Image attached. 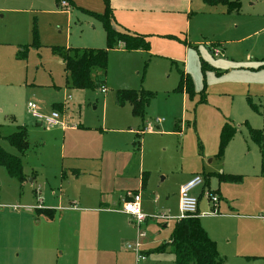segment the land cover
Listing matches in <instances>:
<instances>
[{
    "label": "rangeland",
    "instance_id": "1",
    "mask_svg": "<svg viewBox=\"0 0 264 264\" xmlns=\"http://www.w3.org/2000/svg\"><path fill=\"white\" fill-rule=\"evenodd\" d=\"M239 1L240 9L231 13L227 21L220 22L201 10L199 5L204 0H194L190 17H193L191 32L196 46L191 48L188 66L195 76L197 91L192 100L160 84L162 80L177 85L178 69L185 68L183 63H178V67L174 64L168 43L159 47L150 44L148 50L117 46L110 49L104 82L106 93L101 87H68L64 64L54 52V48L63 47L107 48L102 24L90 22L84 32L72 27L74 40L70 41L66 38L70 27L66 17L61 19L63 26L56 32L41 37L35 16L27 42L21 46L13 42L0 44V145L21 157L25 173L29 175L22 184L0 166V264L38 263L35 255L41 249L49 251V261L61 264L64 237L67 236L68 241L69 235L74 237L79 228L75 223L69 224L67 218L92 214L91 195L98 190L105 193L104 200L106 198L110 205L109 212L103 213L107 217L103 225L113 236L115 250L132 252L137 262L136 252L127 246L136 247L140 243L149 264H174L175 256L167 242L177 221L168 220L165 226L154 216L178 215L182 183L198 174L203 176L204 184L192 193L200 195L201 223L217 244L235 253L256 235H264L262 149L252 141L248 131L249 126L261 129L264 134V85L258 83L264 80V73L253 70L264 64V0ZM40 17L49 23V16ZM181 20L173 22L175 28L178 26L182 31L179 32L181 39L173 33L161 38L187 47ZM34 24L38 45L34 42ZM94 25L97 28H93ZM62 27L63 35L60 34ZM211 45L221 51L220 56L209 50ZM24 46L28 47L27 57L21 52ZM209 58L225 62L229 58L235 63L226 64L228 68L222 70L221 75L211 70L205 74L199 66L200 59ZM203 88L206 102H201ZM143 89L155 96L144 118L133 114L130 102L121 105L117 99L122 90L139 92ZM248 98L258 106V111L251 107ZM29 102L36 103L38 111L44 115L57 110L61 124L39 125V119L28 108ZM158 118L165 119L160 128L155 123ZM225 122L235 126L237 131L219 156L220 132ZM176 123L182 127V133L174 132ZM19 125L28 131L30 145L25 153L5 138ZM74 126L76 128L72 129ZM149 127L153 128L147 129ZM63 143L66 160L61 157ZM85 151L100 153L99 159L88 161L82 156ZM139 158L147 176L141 197L149 216L141 224L120 211L126 198L125 190L135 192ZM63 165L86 170L77 179L74 176L60 182L58 172ZM32 171L37 177L35 183L31 182ZM227 176L237 179L230 180ZM35 188L43 189L42 195L48 199L52 198L53 191L59 194L60 188L72 195H88L89 199L77 204L76 213L63 209L58 211L54 221H48L35 210L39 201L32 191ZM211 192L219 195L215 213L209 198ZM65 204L64 207L70 206L69 202ZM128 218L132 223L125 225ZM19 236L27 238L26 255L17 247ZM42 236L54 238L45 240ZM159 246L165 249L152 250ZM242 251H247L246 247ZM233 261L234 264H253L247 259Z\"/></svg>",
    "mask_w": 264,
    "mask_h": 264
},
{
    "label": "crops",
    "instance_id": "2",
    "mask_svg": "<svg viewBox=\"0 0 264 264\" xmlns=\"http://www.w3.org/2000/svg\"><path fill=\"white\" fill-rule=\"evenodd\" d=\"M61 1L62 0H0V14L2 13L0 15V44H8L10 42H13L14 44L21 46L23 45V43L27 42L26 40L30 35L31 27L33 26V23H35V16H37L39 20L38 24L41 37L47 35L51 31L56 32V30L59 29L60 26H63L61 24V19H63V17H66L67 23L70 26L68 31L66 32V38L70 41H73L74 35L71 31L72 27L77 28L80 32L82 30L84 32L86 29V24L90 22L97 23L98 25L102 24L98 19L90 15L87 11L97 14H104L106 12V9L109 7L112 12L111 22L114 28L122 32L130 33L132 35L145 36L147 41L151 45L153 44V47H159L163 44L168 43L171 48L169 49V51H171L170 54H172V59L176 61H173L174 64L178 67V63H183L185 67L183 71L191 75L189 71L190 67L188 66L189 54L191 48L193 49V47L196 46V43H194L192 39L193 34L191 32V21L193 20V17H190L191 15H193L194 0H66L68 6L64 8L60 7ZM199 6L202 11H205L208 14V16H212L214 17L213 19H216L220 22H223L225 20L227 21L228 17H230V14L234 12H229L228 7L225 5L211 6L203 2ZM198 12L199 9L198 11H196V14ZM46 15L49 16V23L45 22L44 18L40 17ZM180 18L182 19V24H184L185 26L184 29L187 35V47H183L182 45L173 43L167 40L165 37L161 38V36L170 35L171 33L179 36V32L182 31L180 30V28H178V26L177 28H175L173 22L176 23ZM93 28H97V26L94 25ZM63 29L64 28L62 27V33H60L62 35ZM179 38L181 39L182 36L180 35ZM245 38L247 37H244L243 39ZM117 47H125V44L123 42H119ZM209 50L212 53L214 52L212 45L209 46ZM233 60L234 59L228 58L225 62L216 59L211 60L210 58L209 60L200 59L199 66L201 67V71L204 72L202 70V62H205L207 66L205 74L206 72H210L211 70V73L213 72L215 74L221 75L222 70L228 68V65L226 64H232L231 66H233V64L235 63ZM253 70L258 71L259 73H264V64L257 66V68ZM191 77L192 79L194 78L193 82L195 87V76L191 75ZM179 80L180 75L177 76V85L179 83ZM258 83L264 85V80L260 82L258 81ZM160 84L163 86V88H166L167 90H170L169 88H171V90L174 91L177 87L175 83L173 85L166 84L162 82V80H160ZM195 91L197 90L195 89ZM181 94L184 97L189 98L186 92H181ZM164 122L159 124L156 122L155 123L157 127L160 128V125ZM62 127L63 131H65L64 128L66 127L64 124ZM74 128H76V126L72 127V129ZM176 128L180 130L178 131V133H182V127L178 123L175 124L174 132H176ZM136 134L137 136H139L141 133L138 130ZM139 144L140 143L138 142V145ZM64 149L65 144L63 143L61 157L63 158V160H66V154ZM82 156L88 161L98 160L100 153L95 152L94 154H91L85 151ZM64 163L65 161L63 162V164ZM84 170H86L84 169V167L67 168L63 165L59 169L58 177L59 179L61 178L60 182L62 180H65L66 178H73L74 176L77 179L83 173ZM32 172L33 173L31 182L35 183L37 177L35 172ZM25 175L27 180L29 175L27 173H25ZM136 177L139 178L136 181V189L134 191L142 193L143 189L145 188V178H147V176L144 168L142 167L141 158H139L138 164L136 166ZM188 180L189 178L187 180L185 179L182 185ZM42 190L43 189H40V191H38L37 188L32 189L35 196L39 200L37 202L38 205L36 206L35 210L40 217H43L48 221H54L58 211L63 209H66L70 213H76L77 204L85 200L86 198L89 199L88 195L87 197L86 195H72L70 193H66L65 190L63 191V189L61 188L59 189V194H57L58 192L56 193L55 191H53L52 198L48 199L45 198L47 197L45 194L44 196L42 195ZM125 191L126 197L128 191L131 190L128 189ZM104 194L105 193L103 191L98 190L94 195H91V203L94 206L93 213L96 212L97 214L92 213L87 216H70L67 218V222L69 224L75 223L79 226V228L78 232L74 235V237L71 238V235H69L68 241H66L67 236L64 237L63 243L65 251L64 254H61L59 257V262H62L61 264H145L147 262L148 259H146V254L142 250L141 251L142 254L145 255V259L138 260L137 258L136 262V256H134L132 252L127 250H115L113 248V236H111L110 233L104 230L103 225L107 223V217H104L103 213H108L110 210V205L109 203H107L108 201L106 200V198L104 200ZM198 197L200 200V195ZM65 202H69L70 206L64 207V205H66ZM142 206L144 210L143 200ZM38 210H41L42 212H39ZM45 210L50 211L51 215H47L44 212ZM199 218L201 222V216H199ZM126 222L125 225H129V223H132L129 218L126 220ZM166 224L167 221L163 223V225L165 226ZM203 228L205 229L208 236L212 240H214V237L211 236L210 232L207 230V227L203 226ZM263 237V234L256 235L254 239H250L249 243H245L242 248L237 249V252L239 253H234L233 251H230L226 248H222L219 244H217L215 240L214 241L217 244L219 254L226 260L227 264H234L233 260L239 258L247 259V261H253V264H264ZM41 238L46 240L47 238H54V236H42ZM26 243V236L17 237V247L24 251L25 255L27 248L25 246ZM245 247L247 251H242ZM152 250H154V248ZM35 257H37L39 261L35 264H53L51 260L49 261L48 259V257H50L49 251L45 249L39 250L36 253ZM147 264L149 263L147 262Z\"/></svg>",
    "mask_w": 264,
    "mask_h": 264
},
{
    "label": "trees",
    "instance_id": "3",
    "mask_svg": "<svg viewBox=\"0 0 264 264\" xmlns=\"http://www.w3.org/2000/svg\"><path fill=\"white\" fill-rule=\"evenodd\" d=\"M211 6L225 5L229 12L238 11L241 3L239 0H204ZM90 15L98 19L105 29L107 37V48H54V52L60 57L64 64L66 84L74 89H97L105 87V79L108 70L109 50L123 42L127 50H148L150 43L145 36L132 35L114 28L111 22L112 12L109 7L104 14H97L87 11ZM34 42L38 45V32L34 24ZM24 57H27L28 47L21 48ZM22 57V56H21ZM206 63L202 62V70L205 72ZM180 80L175 88V92H186L190 99L194 98L196 91L194 82L189 73L179 70ZM201 102H206L205 88L200 92ZM154 93L147 90H122L118 93V103L123 105L130 102L135 116L144 118L146 108L154 98ZM251 107L258 111V106L248 98ZM61 109V105H55ZM176 132L180 131L178 128ZM237 129L230 123H225L220 133L219 156H222L228 143L232 140ZM250 138L262 149V171L264 173V134L261 129L248 126ZM7 141L21 153L29 149L28 131L23 125H19L17 130L5 137ZM138 142H135V144ZM0 166L4 167L8 175L23 183L26 180L24 164L21 157L11 154L0 145ZM227 179H237L236 176H227ZM146 181V178H145ZM39 211V210H38ZM39 212H42L41 210ZM51 215L50 211H44ZM167 244L172 248L175 256V264H227L226 260L219 254L217 244L212 240L203 228L200 218H186L176 223L171 239ZM165 246H159L153 251L161 252Z\"/></svg>",
    "mask_w": 264,
    "mask_h": 264
},
{
    "label": "built area",
    "instance_id": "4",
    "mask_svg": "<svg viewBox=\"0 0 264 264\" xmlns=\"http://www.w3.org/2000/svg\"><path fill=\"white\" fill-rule=\"evenodd\" d=\"M68 3L66 0H62L60 2V7H67ZM215 56L221 55V51L214 49ZM102 92L105 93L107 91L106 87H102ZM28 108L33 115L39 119L41 125H46L48 127H54L61 124L60 113L57 110L52 111L50 115H44L38 111V105L33 102H29ZM165 119H156V123H162ZM153 127H149L147 129H152ZM159 128V127H157ZM204 184L203 176L198 174L189 179L186 183L183 184L180 192V204H179V214L176 216H171L169 214L161 213L154 216L155 219L164 223L168 220H176L177 222L186 219V218H196L200 216L199 213V197L194 195L192 191L195 188L201 187ZM209 198L213 203V213L217 212L219 205V195L209 193ZM123 213L131 216V218L141 224L145 222L149 216L145 213L142 206V197L140 192H128L126 198L123 201V207L121 209ZM128 249H132L136 252L138 260H144L145 255L142 254L140 249L141 244L137 243L136 247H132L131 245L127 246Z\"/></svg>",
    "mask_w": 264,
    "mask_h": 264
},
{
    "label": "water",
    "instance_id": "5",
    "mask_svg": "<svg viewBox=\"0 0 264 264\" xmlns=\"http://www.w3.org/2000/svg\"><path fill=\"white\" fill-rule=\"evenodd\" d=\"M39 123V125H41V122H38Z\"/></svg>",
    "mask_w": 264,
    "mask_h": 264
}]
</instances>
